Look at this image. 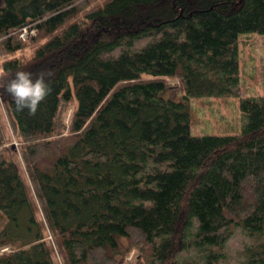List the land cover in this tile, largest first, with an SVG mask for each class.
I'll list each match as a JSON object with an SVG mask.
<instances>
[{"label": "trees", "instance_id": "trees-1", "mask_svg": "<svg viewBox=\"0 0 264 264\" xmlns=\"http://www.w3.org/2000/svg\"><path fill=\"white\" fill-rule=\"evenodd\" d=\"M250 34L264 0H0L2 82L51 72L35 113L0 88V264H221L238 228L242 264H264V95L236 92ZM231 96L241 134L194 135L193 107Z\"/></svg>", "mask_w": 264, "mask_h": 264}, {"label": "rangeland", "instance_id": "rangeland-1", "mask_svg": "<svg viewBox=\"0 0 264 264\" xmlns=\"http://www.w3.org/2000/svg\"><path fill=\"white\" fill-rule=\"evenodd\" d=\"M245 37H250L252 39V44L242 46L240 55L242 59L246 60L247 65V75L246 82L240 84V90L237 89L239 96H263L264 95V76L259 75L258 71L263 66L264 59V34H250L245 35ZM152 39L147 38L137 42L135 48H142ZM121 49H115L111 54L114 56L119 55ZM260 63V64H257ZM245 67L242 66L241 73H244ZM250 89V91H249ZM183 93H179V97ZM214 100L213 98H209ZM221 103H211L205 105L204 110H199L197 107H193V124L192 133L194 135H204V134H217V135H240L244 125L247 122V118L240 108V97L231 96L226 98V101L222 100ZM197 105L201 103L197 102ZM0 111L4 122H6V115L4 114L3 108L0 106ZM7 125V122L5 123ZM8 128V126H7ZM9 133L13 135L10 129ZM12 150L18 151V143L13 138V141L9 144ZM16 152L10 151V156L15 157ZM2 222V216L0 213V227ZM251 244L250 238L241 230L236 229L231 239L226 245L227 259L221 264H242L244 261V251L247 245ZM201 253L197 250H191L189 252H184L180 255L181 260L185 259H197L199 260Z\"/></svg>", "mask_w": 264, "mask_h": 264}, {"label": "clouds", "instance_id": "clouds-1", "mask_svg": "<svg viewBox=\"0 0 264 264\" xmlns=\"http://www.w3.org/2000/svg\"><path fill=\"white\" fill-rule=\"evenodd\" d=\"M5 75V71L0 69V88L12 96L17 110L26 108L30 113H35L40 102L50 91L46 76H50L51 72H42L34 78L31 71L17 70L6 84L2 82Z\"/></svg>", "mask_w": 264, "mask_h": 264}, {"label": "built area", "instance_id": "built-area-1", "mask_svg": "<svg viewBox=\"0 0 264 264\" xmlns=\"http://www.w3.org/2000/svg\"><path fill=\"white\" fill-rule=\"evenodd\" d=\"M27 35H28V30L25 28V29L23 30V32L21 33V38L25 40L26 37H27Z\"/></svg>", "mask_w": 264, "mask_h": 264}]
</instances>
